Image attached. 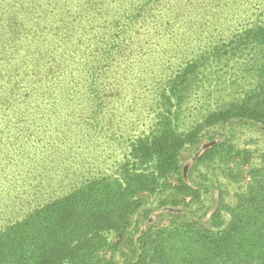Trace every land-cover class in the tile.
<instances>
[{
  "label": "trees",
  "instance_id": "1",
  "mask_svg": "<svg viewBox=\"0 0 264 264\" xmlns=\"http://www.w3.org/2000/svg\"><path fill=\"white\" fill-rule=\"evenodd\" d=\"M232 123L264 125V0L11 5L0 264H264V159L218 138L182 170ZM231 161L245 191L203 210L192 169Z\"/></svg>",
  "mask_w": 264,
  "mask_h": 264
},
{
  "label": "rangeland",
  "instance_id": "2",
  "mask_svg": "<svg viewBox=\"0 0 264 264\" xmlns=\"http://www.w3.org/2000/svg\"><path fill=\"white\" fill-rule=\"evenodd\" d=\"M31 0H0V19L5 18L11 5L15 8L19 4H27ZM214 140H209L208 134L201 136L198 145L188 147L181 154L182 170L184 173L191 167L192 161L203 148L209 146L211 142L220 138H230V142L235 143L240 147H247L253 151L251 166L259 165L264 159V125L258 124H242L232 123L218 128L213 131ZM203 169V168H201ZM200 169V170H201ZM245 167L240 173L235 170V164L231 162H218L201 171L192 169L191 178L193 182L198 184L202 192V206L206 209L214 207V200L219 195L223 196L224 200L232 203L234 201L235 192H244L245 185L248 182V177L245 175ZM163 211H176L177 207H167ZM228 216L225 214L224 219ZM165 222V221H164Z\"/></svg>",
  "mask_w": 264,
  "mask_h": 264
}]
</instances>
